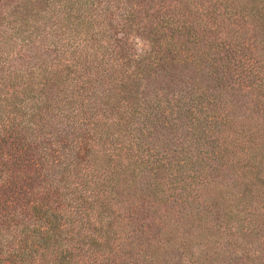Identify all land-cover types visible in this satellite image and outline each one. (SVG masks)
I'll list each match as a JSON object with an SVG mask.
<instances>
[{
	"label": "trees",
	"instance_id": "trees-1",
	"mask_svg": "<svg viewBox=\"0 0 264 264\" xmlns=\"http://www.w3.org/2000/svg\"><path fill=\"white\" fill-rule=\"evenodd\" d=\"M0 264H264V0H0Z\"/></svg>",
	"mask_w": 264,
	"mask_h": 264
},
{
	"label": "rangeland",
	"instance_id": "rangeland-1",
	"mask_svg": "<svg viewBox=\"0 0 264 264\" xmlns=\"http://www.w3.org/2000/svg\"><path fill=\"white\" fill-rule=\"evenodd\" d=\"M186 72H188V71H186ZM228 175V174H227Z\"/></svg>",
	"mask_w": 264,
	"mask_h": 264
}]
</instances>
